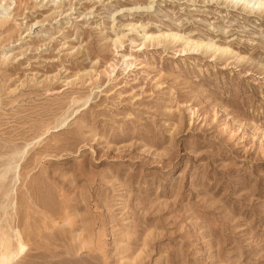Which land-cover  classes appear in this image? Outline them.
<instances>
[{"label":"rangeland","instance_id":"1","mask_svg":"<svg viewBox=\"0 0 264 264\" xmlns=\"http://www.w3.org/2000/svg\"><path fill=\"white\" fill-rule=\"evenodd\" d=\"M241 4L0 0V264H264V13Z\"/></svg>","mask_w":264,"mask_h":264},{"label":"bare ground","instance_id":"2","mask_svg":"<svg viewBox=\"0 0 264 264\" xmlns=\"http://www.w3.org/2000/svg\"><path fill=\"white\" fill-rule=\"evenodd\" d=\"M208 1V0H207ZM210 1H213V0H210ZM241 2H243L241 4ZM228 3H231L233 4L234 6H237V5H240L242 6V8L245 10V11H248L250 13H252V11H254L255 9L257 11H259V13H264V0H228ZM242 9V10H243ZM255 12V11H254ZM167 33V32H166ZM148 34H145L144 38L147 40L149 39V41H152L153 38H148L147 37ZM161 38H168V41H172V42H178V41H182V40H185L184 42V46H183V51L182 52H185V51H195V50H199V48L202 47V44L199 43V42H195L194 40H190L189 38H183L182 35H178L176 33H170L168 34L167 36H159L156 38L157 42L160 41ZM159 39V40H158ZM162 42V41H161ZM160 42V43H161ZM153 43V42H152ZM155 43V42H154ZM210 43V42H209ZM168 44H171L170 42H168ZM207 45V44H205ZM209 47L208 48H212L214 47L215 45H208ZM204 48V46H203ZM214 48H217V47H214ZM221 49V48H220ZM220 49H217V50H214V52H217L219 51ZM206 50V49H205ZM224 50V49H223ZM212 52V51H211ZM213 52V53H214ZM221 52V51H220ZM226 52V51H225ZM224 52V53H225Z\"/></svg>","mask_w":264,"mask_h":264}]
</instances>
